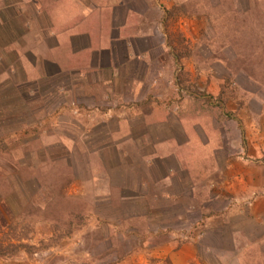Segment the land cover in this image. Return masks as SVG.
Returning <instances> with one entry per match:
<instances>
[{"label":"rangeland","instance_id":"374dc122","mask_svg":"<svg viewBox=\"0 0 264 264\" xmlns=\"http://www.w3.org/2000/svg\"><path fill=\"white\" fill-rule=\"evenodd\" d=\"M111 6L137 55L68 68L51 44ZM0 244V264H264V0H0Z\"/></svg>","mask_w":264,"mask_h":264},{"label":"crops","instance_id":"0c3cea01","mask_svg":"<svg viewBox=\"0 0 264 264\" xmlns=\"http://www.w3.org/2000/svg\"><path fill=\"white\" fill-rule=\"evenodd\" d=\"M65 9H66V12L64 11ZM65 9L61 10L58 13L60 15V21L58 24H60L61 31L66 30V29H63L62 27H67L68 24L70 23L68 19V15L70 11L74 13L76 16H79V19L76 20V22H78V26L80 25L81 20H82L80 19V14L76 13L73 9L69 7H66ZM105 9L106 8H101V11L104 10L105 12ZM91 10L92 8L90 9V12H88L89 14L93 13V11ZM114 11L115 10L111 6L107 10V16L104 15V12L102 13L100 12V15H101V17L99 18L100 22L96 23L95 27L93 23L90 24L88 27L91 31L88 35H85V37L73 35L69 37L71 38V41L69 42L66 40H59V42H61V45H59L56 39L51 44V48L55 52L54 49L56 48L58 49V47L62 46V48H64L63 52H65L66 54L64 57L69 56L70 57L69 59H74V57H76L75 61L78 62L76 65V67H78V70H81V69L88 70L89 68V69H93V71L97 73L99 70H101L99 67L104 68V65L102 64V60H100V57L102 56V55L101 56L99 55L100 51L103 52L102 53L103 55L110 54L112 59H115L114 55H115L116 50H119L120 47H125V43L127 42V40H129L130 46L128 45V48L125 47V49H127L128 51L127 58L129 57L131 58V56L137 55L138 51L136 48H135L136 50L134 49L132 51L133 49L132 44L134 43L133 35L137 34L136 29L137 28L140 29L142 25H140L138 21L134 20V18L131 17L132 15L131 9L126 10L127 12L125 11L126 20L124 21L119 19L120 15L118 16L116 13H114ZM18 12L19 10H17L16 13ZM65 16L67 17V19ZM110 18L111 20H107ZM102 24H105L108 27V31L105 34L101 31ZM61 34L63 35V33ZM110 37H112L113 39L112 42L107 41L108 38ZM60 56L62 57V52L60 53ZM53 58H57L56 55H54ZM80 64H81V67H79ZM110 64L108 65V67L110 66ZM122 67H123L122 65L118 67L116 61L114 60V65H113L114 69L112 68L113 70L111 72L113 73V75H116L121 72V69H123ZM103 68H102V71H103ZM130 93L132 94V91H130Z\"/></svg>","mask_w":264,"mask_h":264},{"label":"trees","instance_id":"16d2710c","mask_svg":"<svg viewBox=\"0 0 264 264\" xmlns=\"http://www.w3.org/2000/svg\"><path fill=\"white\" fill-rule=\"evenodd\" d=\"M73 61H75V60H73ZM67 62V61H66ZM67 63H69V65H66L68 68H70V69H77L78 67H76V65H77V63L78 62H72V63H70V62H67ZM79 67H81V64L79 65ZM98 93V92H97ZM6 251V249H5V247L4 246H2L1 244H0V258H3L4 257V252Z\"/></svg>","mask_w":264,"mask_h":264}]
</instances>
